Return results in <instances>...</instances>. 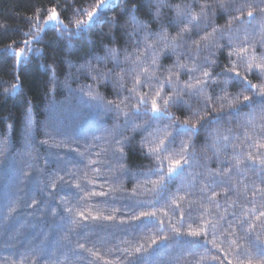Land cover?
<instances>
[{
  "label": "trees",
  "instance_id": "trees-1",
  "mask_svg": "<svg viewBox=\"0 0 264 264\" xmlns=\"http://www.w3.org/2000/svg\"><path fill=\"white\" fill-rule=\"evenodd\" d=\"M95 2L96 0L70 2L67 4L68 11L62 15V18L68 23V17L73 15L74 7L87 8ZM111 2L117 3L118 6L115 9H106L104 15L116 17L119 28H114L112 24L102 21L71 42L67 38H59L55 29H46V34L42 33L39 41H33L32 47L39 49V52L30 54L27 61L17 65L14 64V50L24 46L20 41L31 39L30 36L24 35L29 30L28 18L33 16L36 8H49L52 5L49 0H0V264H129V261L138 255L134 252L135 247L143 245L148 248L152 239L159 236H171L170 222L179 225V213L173 214L170 201L165 199L155 204L158 219L164 221L163 231H157L156 223L144 220L131 221V217L138 215L140 211L154 210L152 207H135L134 203L137 200L152 199V185L147 181L156 180L158 177H132L122 174L121 171V169H127L131 173H136L155 167L140 148L142 136L133 131L134 126L131 124L123 128V119L117 120L114 115L106 116L103 111H99L97 116L98 109L95 107L88 109L91 115L87 118L83 120L74 118L70 110L84 108V101L77 92H70L69 87L75 90L82 85L95 84L89 76H94L96 73L81 68V65L89 61L92 68L103 72L114 68L111 59L97 61L93 58L94 56L106 57L105 45L120 49V60L123 62V50L127 48L131 51L135 47L134 41L143 38L142 32L131 39L128 38L127 33L133 28L129 16L121 13L125 3L129 8L133 5L139 8L136 14L141 21L147 23L150 30L158 33L164 29L170 37L177 36L180 29L185 26L192 27L187 21L175 25L169 23L176 17L174 6L179 5L183 8L188 5L191 6L193 14H199L201 4L213 5L207 16L201 19L198 34L192 35L187 40L188 50H193L190 48L193 40H199L201 36L211 33L213 27H224L230 17L238 13L216 7L218 3H224L227 8L228 0H166L165 6L160 9L159 19L154 20L148 13L149 10L156 11V0H150L144 7H140L141 0H111ZM58 3L64 5L65 0H58ZM241 3H251L254 11L264 8V3H260V0H237L235 7H239ZM247 10L246 8L245 12ZM238 35L243 36V33ZM157 39V36H153L149 42H155ZM249 40L258 45L256 48L258 54L264 53V48L259 47V36H249ZM218 42L225 44L227 38ZM233 42L240 44L238 40ZM140 50L143 51V48L141 47ZM230 50L225 49L223 55L217 53L216 56H212L205 48L196 56V60L202 63L204 58L208 57L216 60L218 65L225 66L228 65L226 54ZM184 52L185 50L182 49L167 58L162 56L161 71L173 65L177 55L181 56L182 63H188L191 67L194 61L190 60ZM129 67L131 65L122 63L120 68H115V72L120 74L122 68ZM53 69H55L56 84L54 91H50L54 87L51 82ZM204 70L218 72L220 67L205 65ZM240 71L243 72L242 67ZM180 79L187 81L189 77L181 74ZM248 79L254 84L261 83L255 74H249ZM17 83L21 85L18 90L14 93L9 92L8 95L3 94L5 89H11V86ZM127 86L131 87V84ZM116 87L118 85L113 78V84H101L98 91L106 99H115L114 88ZM147 90V88L142 89V91ZM166 91L171 93L172 90L166 89ZM228 91L230 94H235L240 91V88L234 84ZM244 95H251V93L244 92ZM185 99L189 98L185 97ZM190 102L193 107L198 105L195 98H192ZM30 106L33 119L32 136L26 137V120ZM169 111L181 121L188 116L187 111L182 114L176 108H170ZM50 115H52L51 119L48 118ZM148 119V116H140L136 119V124H143ZM117 123L122 126V130H114V125ZM162 123H169V121L164 120ZM221 126L227 127V121L223 125H213V128ZM231 126L236 129L237 123L233 121ZM105 129L109 130L108 134L105 133ZM48 131L52 133V138L50 134L46 135ZM56 131L66 133L71 138L58 139ZM43 135L47 138H40ZM206 135L207 133L202 132L196 140L195 150L198 153L197 160L200 166H194L191 169L193 173L204 172L206 161L199 155L201 152L210 158L208 167L213 170L218 168L216 158L204 147ZM113 136L116 139L134 137L133 146L125 147L123 159H117L112 155ZM93 137L102 139L95 141ZM105 138L108 143H105ZM188 138L189 136L185 135L178 139L188 140ZM74 139L77 145L74 144ZM40 141H47V143L42 145ZM61 142H67L64 148L53 146ZM26 144H30L31 147H26ZM87 144H95L96 147L83 162L76 153L68 152V149L77 147L84 152ZM105 148L109 149L107 153L103 152ZM97 152L101 153L99 157L95 155ZM231 154L229 149L223 155ZM89 159L100 160L101 163L88 166ZM108 164L110 168L105 166ZM93 167L98 168L99 172L93 171ZM85 172H87L86 177ZM255 172H259V169L257 168ZM255 172L248 168L239 174H232L231 184L239 186L241 195L238 199L236 192H229L227 199L229 204L235 202L237 205L235 208L237 219L232 226L239 236L244 235V232L236 227L242 212L239 205L253 207L243 198V186H248L249 200L252 199L253 184L258 190L264 189V182L256 178ZM2 174L14 175L13 181L2 179ZM59 177H63V183ZM181 181H183V187L177 192L176 185ZM208 183L210 182L203 175L195 180L185 176L176 180L170 188L171 193L182 198L177 199L181 211L186 212L189 207L198 210L203 204L205 209L213 213L212 216H205V218L216 222L217 211L220 214H227L233 211V207L225 208L223 193L228 188V184L218 183L209 187L205 194L202 189ZM76 185L80 187L77 188ZM134 190L140 195L131 196ZM93 192H106L108 196L90 195ZM212 192L221 194L217 197L221 205L219 209L216 208L215 203L207 202V197L211 196ZM260 196L261 193L257 191L255 201L257 207L261 205ZM113 197L118 199L113 200ZM80 213H83V216ZM198 214V211H193L192 218L187 219L185 228L181 230L186 231L187 225L193 228L198 227L195 219ZM84 216L88 219L85 220ZM106 216L115 218L106 220L103 218ZM92 217H99V219L94 220ZM121 221H131V223L121 224ZM137 224L139 228L136 227ZM146 224L147 227H145ZM209 239L212 237L209 236ZM216 240L221 244L224 252L229 253L227 260L224 258V253L216 249L208 252L204 247L190 248L184 244L181 253L173 243L168 246L153 245L140 264H197L198 261L201 264H208V258L211 256L224 260V264H227L228 260H232L235 264L228 243L222 242L224 237L220 232L216 234ZM240 243L246 244V241L241 240ZM79 244H83L84 248H78ZM125 248L132 250L133 255L128 256L124 253L122 250ZM178 255L179 259H177Z\"/></svg>",
  "mask_w": 264,
  "mask_h": 264
},
{
  "label": "snow or ice",
  "instance_id": "snow-or-ice-1",
  "mask_svg": "<svg viewBox=\"0 0 264 264\" xmlns=\"http://www.w3.org/2000/svg\"><path fill=\"white\" fill-rule=\"evenodd\" d=\"M70 2L74 3L75 0H65L64 5L59 4L58 0H49L51 7L34 10L33 16L28 18L29 30L24 33L31 39L20 41L24 46L14 50V64H21L29 59L30 54L39 52V49L32 47L33 41H39L41 34H46L45 29L49 26L56 30L59 38H67L69 42L80 37L89 28L102 21L112 24L114 28H119V21L116 17L104 15L106 9H115L118 6L117 3H113L111 0H96L87 8L84 6L74 7L73 15L68 17V23H65L62 15L67 13V4ZM149 2L150 0H141L140 7H144ZM236 3L237 0H228L227 8L224 3L216 5L220 9L232 10L238 14L231 16L224 27H213L211 33L201 36L199 40H193L190 46L193 50H188L187 40L192 35L198 34L201 19L207 16L213 5L201 4L199 14H193L191 6L188 5L183 8L179 5L174 6L176 17L169 23L175 25L187 21L192 27L185 26L180 29L177 36L170 37L164 29L158 33L150 30L147 23L141 21L137 16L136 13L139 8L136 5L129 8L125 3V6L121 8V13L129 16L133 28L131 32L127 33L128 38L131 39L141 32L144 34L143 38L134 41L135 47L131 51L127 48L123 50V62L120 60V49L105 45L106 57L94 56L93 58L97 61L111 59L114 68L103 72L92 68L89 61L81 65V68L96 73L94 76H89L95 84L82 85L75 90L69 87L70 92H77L84 101V108L70 110L74 118L81 120L87 118L91 115L88 109L95 107L98 109L97 116L99 111H103L109 117L114 115L117 120L123 119V128L131 124L134 126L133 131L142 136L140 148L155 167L136 173H131L127 169H121V171L122 174L132 177H158L156 180L147 181L152 185V199L137 200L134 203L135 207H152L154 210L140 211L138 215L131 217V221L144 220L149 223H156L158 224L157 231H163L164 221L158 219V213L155 210V204L159 203L161 199L170 201L173 214L179 213V225L173 222L169 223L171 236H159L152 239L148 248L143 245L135 247L134 252L138 255L135 259L130 260L129 264H140L146 258V254H149V249L153 245L168 246L173 243L180 249L181 253L184 244L190 248L204 247L208 252L216 249L218 252L224 253V258L227 260L229 253L224 252L221 244L217 243L216 240L218 232L224 237L222 242L228 243L235 264H264V239H262L264 237V189L258 190L253 184L252 199L249 200L248 186H243L244 200L253 205L251 208H247L244 204L239 205L242 212L236 227L244 232L243 236H239L232 226L237 219L235 212L237 205L235 202L229 204L227 199L229 192H236L238 199L241 195L239 186L231 184L233 173L239 174L248 168L255 172L258 168L259 172H255V176L264 182V53L258 54L256 51L258 45L249 40V36H259V47L264 48V8L254 11L251 3H241L239 7H235ZM260 3H264V0H260ZM165 4L166 0H156V11L149 10L148 15L154 20H158L160 9ZM246 8L248 10L245 12ZM234 33L237 35L234 36ZM240 33H243V36L238 35ZM153 36H157L158 39L150 43L149 40ZM225 38H227V43L218 42ZM234 40L240 41V44H234ZM241 44L243 46H240ZM141 47L143 51L140 50ZM205 48L212 56H216L217 53L223 55L225 49H231L226 54L228 65L220 66L216 60H211L208 57H205L202 63L197 61L196 56ZM182 49L185 50L184 54L194 61L192 66L189 67L188 63H182L181 56L177 55L173 65L161 71V57L167 58ZM122 63L129 64L131 67L122 68L121 73L117 74L115 68H120ZM205 65H216L220 67V71L204 70ZM241 67L243 72L240 71ZM52 71L51 82L54 87L50 91H54L56 84L55 69ZM196 73L199 75H195ZM181 74L188 75L189 79L181 81ZM249 74L257 75L261 83H252L248 79ZM218 77H223V79H218ZM113 78L115 84L118 85L114 88L115 99H106L98 89L101 84H113ZM129 83L131 87L127 86ZM234 84L240 88V91L230 94L228 89ZM20 87L19 83L13 84L11 89H5L3 94L14 93ZM145 88L148 90L142 91ZM166 89H171V93H168ZM244 92H250L251 95H244ZM125 93L127 95H124ZM185 97L189 99H185ZM192 98L198 102L196 107H193L190 102ZM170 108H176L182 114L187 111L188 116L181 121L173 112L169 111ZM244 109H248V111H244ZM30 110L31 106L26 120V137L32 136L33 119ZM140 116H148L149 119L143 124H136V119ZM164 120L169 121V123H162ZM225 121H227V127L213 128V125H223ZM233 121L237 123L236 129L231 126ZM115 129L122 130V126L117 123L114 125ZM202 132L207 133L204 147L212 152L218 168L213 170L208 167L207 163L210 162V158L201 152L199 155L203 156L206 161L204 172L193 173L191 169L194 166H200L197 160L198 153L195 149L196 140ZM105 133L108 134L109 130L105 129ZM144 133L147 135H143ZM48 134L46 132V135ZM185 135L189 136L188 140L178 139ZM92 139L100 141L102 138L93 137ZM133 140L134 137L116 139L113 136L112 155L117 159H123L125 147L131 148ZM40 143L43 145L47 141H40ZM66 143L61 142L53 146L64 148ZM105 143H108L106 138ZM26 147H31V145L26 144ZM95 147V144H87L84 152H81L79 147L70 148L68 152L76 153L83 162L86 156L93 153ZM229 149L232 154L230 156L223 155ZM108 151V148L103 150L104 153ZM95 155L99 157L101 153L97 152ZM99 163H101L100 160H87L88 166H95ZM224 165H228V167H224ZM105 166L110 168V164ZM93 171L99 172V169L93 167ZM84 175L86 177L87 172ZM202 175L210 182L202 189L205 194L209 187L218 183L228 184V188L223 193L225 208L231 206L233 211L227 214H220L217 211L215 213L216 222L205 218V216H212L213 213L205 209L203 204L198 210L189 207L186 212L181 211L177 199L182 198L171 193L170 185L181 177L187 176L195 180ZM59 179L63 183V177H59ZM90 183H94V181H90ZM53 186L55 187V185ZM76 187L79 188L80 186L76 185ZM182 187L183 181L176 185L177 192ZM257 191L261 193V205L259 207L255 204ZM90 195L106 197L108 193L93 192ZM130 195L137 196L140 193L134 190ZM219 195L221 194L212 192L211 196L207 197V202L215 203L217 209L221 207L217 199ZM116 199L118 197H113V200ZM193 211L199 213L195 217L199 226L193 228L191 225H187V230L182 231L181 229L186 226L187 219L192 218ZM80 215L83 216V213ZM103 218L113 220L115 217L106 216ZM84 219L87 220L88 217L84 216ZM92 219H99V217H92ZM131 221H121L120 223H131ZM136 227L139 228V225L137 224ZM225 229L228 230L225 231ZM209 236L212 239H209ZM241 240L246 241V244L240 243ZM78 248L83 249L84 245L79 244ZM122 251L128 256L133 255V251L128 248ZM177 259H179V255ZM197 264H201V262L198 261ZM208 264H224V260H219L217 256H211L208 258ZM227 264H233V261L228 260Z\"/></svg>",
  "mask_w": 264,
  "mask_h": 264
},
{
  "label": "bare ground",
  "instance_id": "bare-ground-1",
  "mask_svg": "<svg viewBox=\"0 0 264 264\" xmlns=\"http://www.w3.org/2000/svg\"><path fill=\"white\" fill-rule=\"evenodd\" d=\"M65 23H66V21H64ZM46 29H53V28H51L50 26L48 27V28H46ZM46 29H45V31H46ZM47 130V129H46ZM48 133L50 134V137L52 138V133H50V131H48ZM48 134V135H49ZM56 137L59 139H64V138H71V137H69L66 133H63V132H60V131H56ZM40 138H47L45 135H43L42 137H40ZM73 142H75L74 144L75 145H77L76 143V140L74 139L73 140ZM2 179H5V180H9V181H13V178H14V175H6V176H4V174H2Z\"/></svg>",
  "mask_w": 264,
  "mask_h": 264
},
{
  "label": "rangeland",
  "instance_id": "rangeland-1",
  "mask_svg": "<svg viewBox=\"0 0 264 264\" xmlns=\"http://www.w3.org/2000/svg\"><path fill=\"white\" fill-rule=\"evenodd\" d=\"M48 118L51 119L52 118V115H50Z\"/></svg>",
  "mask_w": 264,
  "mask_h": 264
}]
</instances>
